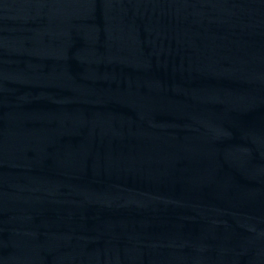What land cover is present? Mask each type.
Returning a JSON list of instances; mask_svg holds the SVG:
<instances>
[{"label":"water","instance_id":"1","mask_svg":"<svg viewBox=\"0 0 264 264\" xmlns=\"http://www.w3.org/2000/svg\"><path fill=\"white\" fill-rule=\"evenodd\" d=\"M0 264H264V0H0Z\"/></svg>","mask_w":264,"mask_h":264}]
</instances>
